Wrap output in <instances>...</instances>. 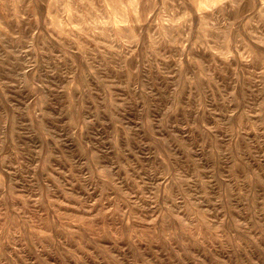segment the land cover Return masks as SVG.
<instances>
[{"label": "rangeland", "instance_id": "1", "mask_svg": "<svg viewBox=\"0 0 264 264\" xmlns=\"http://www.w3.org/2000/svg\"><path fill=\"white\" fill-rule=\"evenodd\" d=\"M0 264H264V0H0Z\"/></svg>", "mask_w": 264, "mask_h": 264}]
</instances>
